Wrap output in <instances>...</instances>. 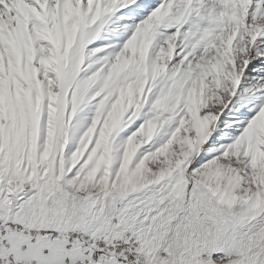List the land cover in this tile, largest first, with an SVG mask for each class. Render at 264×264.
<instances>
[{
	"label": "snow or ice",
	"instance_id": "1",
	"mask_svg": "<svg viewBox=\"0 0 264 264\" xmlns=\"http://www.w3.org/2000/svg\"><path fill=\"white\" fill-rule=\"evenodd\" d=\"M0 264H264V0H0Z\"/></svg>",
	"mask_w": 264,
	"mask_h": 264
}]
</instances>
